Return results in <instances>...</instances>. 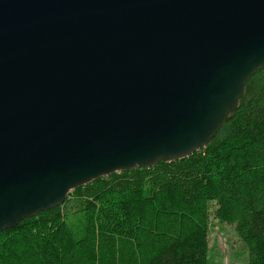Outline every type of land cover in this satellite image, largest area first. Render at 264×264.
<instances>
[{"label":"water","instance_id":"water-1","mask_svg":"<svg viewBox=\"0 0 264 264\" xmlns=\"http://www.w3.org/2000/svg\"><path fill=\"white\" fill-rule=\"evenodd\" d=\"M264 68V0H0V233L205 149Z\"/></svg>","mask_w":264,"mask_h":264},{"label":"trees","instance_id":"trees-1","mask_svg":"<svg viewBox=\"0 0 264 264\" xmlns=\"http://www.w3.org/2000/svg\"><path fill=\"white\" fill-rule=\"evenodd\" d=\"M211 216L264 264V68L205 149L71 191L0 233V264H208Z\"/></svg>","mask_w":264,"mask_h":264},{"label":"rangeland","instance_id":"rangeland-1","mask_svg":"<svg viewBox=\"0 0 264 264\" xmlns=\"http://www.w3.org/2000/svg\"><path fill=\"white\" fill-rule=\"evenodd\" d=\"M208 264H248V251L238 239L233 226L210 218Z\"/></svg>","mask_w":264,"mask_h":264}]
</instances>
